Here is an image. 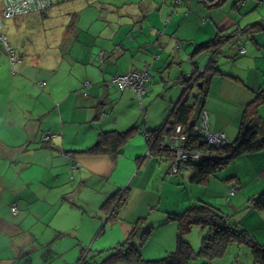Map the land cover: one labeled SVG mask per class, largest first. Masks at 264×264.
Listing matches in <instances>:
<instances>
[{"label": "crops", "instance_id": "0c3cea01", "mask_svg": "<svg viewBox=\"0 0 264 264\" xmlns=\"http://www.w3.org/2000/svg\"><path fill=\"white\" fill-rule=\"evenodd\" d=\"M216 1L180 0L175 3L174 0H52L45 13L32 12L13 17L26 20L28 35L23 42L11 38L15 48V60L10 61L11 65H17V69L24 73L26 67L34 68L43 61L44 72L33 70L30 74L41 78V87L45 89L42 95L47 99L46 108L50 111L49 116L51 115L46 130L57 134L50 138V147H41L40 140L35 141L29 150L31 163L48 170L56 180L60 176L65 179V175L70 173V180H64L56 187L55 196L53 192H49L48 200L51 204L44 213L54 220V203L68 205L67 208L71 211L63 224L55 227L57 233L54 234L55 238H62L63 242L58 246L48 247L43 256L40 253L42 260L35 264H76L85 251H93L90 260L98 262V259H102L98 253L109 249L102 246L100 250H96L90 244L85 250L88 242L82 238L97 237L98 223L105 217L101 205L114 192L113 181L103 180L106 182L103 184L98 179L104 175L95 169L94 162L97 158L92 157L105 155L111 159L116 158L103 153L87 152L86 149L96 141L99 132L123 130L138 123L135 113L139 100L137 94L131 88L109 85L107 81L113 75L146 67L150 74L149 85L140 99V106L143 108L146 103V110L156 100L164 101L160 108L156 107L155 113H150V118L144 117V127L126 142L134 141L130 146L133 162L129 160L125 164H117L116 176L121 178L124 174L123 182L132 171V180H140L150 170H156L163 178L174 174L168 170L170 161L166 156L146 155V139L142 131L159 128L163 124L168 110L184 87L182 81L189 76L196 64L203 65L211 57L223 73H215L205 88L207 93L203 108L208 113V129L211 132H224L228 141L236 136L243 105L252 99L254 91L264 87V60H261L264 58V31L256 32L254 38L250 37L253 45L244 43L245 53H240L237 45L230 43L223 46L215 56L211 50L197 53L193 51L196 44L212 39L217 33L229 32L264 19V0ZM38 26L46 32L44 38L34 37L31 33ZM245 38L249 39L245 35L242 40ZM27 58H30L29 62ZM239 59L247 65L253 64L252 61L255 60L259 64L254 65V72L246 74L240 69L227 68L228 64H234ZM85 81L90 84L85 86ZM1 98L0 94V107L3 102ZM263 106L264 102L258 108V113ZM114 108L115 112L112 114ZM42 114L45 115V112ZM73 125L80 126L74 128ZM80 133L84 136L83 141L70 143ZM0 147L7 150L1 141ZM263 152L264 148L239 156L219 171L218 176H211L206 185L221 184L225 190L226 184L230 186L234 183L237 190L252 183L260 175L253 159ZM134 155L138 156L135 160ZM154 157H158V161ZM114 161L118 162L117 159ZM191 171V166H182L180 173H184L182 177L187 178ZM110 175L113 176L112 173ZM170 178H174L176 184H179L176 176ZM32 179L34 180V175ZM123 182L116 186H122ZM190 183L188 190H192L193 183ZM263 189L264 182L257 180L248 196ZM236 190L230 195L232 198L239 193ZM180 195L178 207L172 212H179L185 206L186 198L182 196L184 193ZM201 198L204 199L202 195ZM195 200L190 195L189 201ZM227 200L232 204L231 198ZM13 204H16L18 210L17 202L11 205ZM74 206L80 209L78 213L72 211ZM58 218L61 216L58 215ZM115 221L118 222V218ZM58 222L61 221L56 223ZM8 229L13 232L11 224ZM20 230L18 226L17 232ZM260 230H264V227ZM106 231L107 228L102 232ZM56 254L62 258L56 261ZM10 262L9 257L0 259V264ZM24 264L34 263L25 259ZM112 264L124 263L118 261Z\"/></svg>", "mask_w": 264, "mask_h": 264}, {"label": "rangeland", "instance_id": "374dc122", "mask_svg": "<svg viewBox=\"0 0 264 264\" xmlns=\"http://www.w3.org/2000/svg\"><path fill=\"white\" fill-rule=\"evenodd\" d=\"M1 6L2 2L0 0V8ZM19 22H21V25H18ZM0 32L6 35L7 41L14 48L13 41L11 40L12 37L20 39L23 42L28 35L26 20L22 17L4 19ZM31 33L34 37L44 38L46 32L38 26ZM239 40L238 44L241 46L244 43L252 44L250 37L249 39ZM16 53L15 55H17ZM9 58L10 56L3 42L0 40V94L3 101L0 107V141L7 147V150L0 147V259L11 258L9 264H24L25 259H29L35 264V262L42 260L40 253L43 256L44 251L48 247L58 246L63 242L62 238L57 239L54 237V234L57 233V228L55 227L63 224L65 217L71 211L67 208L68 205L54 203V209L52 210V213L56 214L54 220H51L50 216L44 213L49 208V204H51L48 200L49 192H53L55 196L56 187L64 180L69 181L70 173L65 175V179L60 176L56 180L54 175L48 170L31 163L29 150L35 141L41 140L42 135L45 134L52 135V138L57 135L46 130L47 122L51 121V115L49 116L50 111L46 108L47 99L42 95V91L45 89L41 87V78H38L36 74H30L33 70L44 72L43 61L36 64L34 68L26 67L24 73H21L17 69V65H14V67L11 65ZM29 59H26L27 62H29ZM261 60H264V58H261ZM252 62L253 64L247 65L239 59L234 64H228L227 68L243 70L244 74L247 72L251 73L254 72V67L259 64L257 60ZM193 90L195 93L196 87L192 89V93ZM144 99L145 97L142 101L143 104ZM140 102L138 100L137 111L135 113L138 119V123L136 124H138L139 129H142L144 127V117L150 118V113H155L157 111L156 107L160 108L164 104V101L163 99L156 100L153 105L146 107V110V103L142 108ZM262 104L259 105L260 108ZM262 109H259L260 113L258 115L260 117H264ZM42 112H45V115ZM112 112L114 114L115 108ZM73 126L74 128H78L80 125ZM83 138V134L80 133L77 137H73L70 143H78L79 141H83ZM142 140L144 141V139ZM133 142L129 141L126 143L123 146L122 152L114 159L108 158L105 155L92 157L97 158L94 162L95 169L103 172L102 175H104L103 177L99 176L98 179L102 182L103 180L113 181L114 192L127 187L126 192L129 195H127L126 203L120 210L118 222L107 223L104 227L105 229L107 228L105 233L100 232V224L102 222H99L97 237L87 238L83 236L82 239L88 242L85 250L88 249L90 244H93V249L96 250H100L102 246L105 248L109 247V249L115 247L125 241L134 229L136 233L133 240L137 242L140 234L146 227H149L150 233L141 247L142 257L145 259H158L166 255L175 248L177 227L176 221L168 219L167 215L173 213L172 210L177 209L181 193H184L182 196L186 198L185 206H182L181 209L200 201L211 203L217 206V209L220 208L225 215H228L231 220L237 222L239 226L251 231L255 238L257 237L258 242L264 241V230H260L264 227V209L256 210L248 206V200L251 197L264 191L261 190L254 193L253 196H248L257 180L261 183L264 182V152L261 155H255L253 159V163L257 170L260 171V175L252 183L237 189L236 192L239 191V193L235 198H232L228 192L231 187H235L234 183L230 186L226 184L225 190L221 184H210L207 186L204 183H193L192 190H188L187 186L191 183L188 181V177H182V174L185 175L184 173L168 174L163 178L164 176L162 177L160 173L158 175L156 170L151 171L149 169L150 172H147L140 180L138 178L132 180L134 173L132 171L123 182L124 174H122L121 178H118L116 176V168L117 164H122V162L125 164L129 160L132 161L130 146H132ZM146 148L147 145L145 144L144 152ZM135 155L133 156V160L138 157H135ZM142 155L143 153L140 154V157ZM154 158L158 161V157ZM116 159L118 162L114 161ZM183 167L189 168L186 165ZM111 173L113 176L110 175ZM224 174L225 172L222 173V175ZM33 175L34 180L32 179ZM170 176H176L178 178L177 183L179 184H176L174 178H170ZM101 181L98 183H101ZM122 182V186H116V184ZM105 183L103 182V184ZM190 195L196 199L194 202L189 201ZM201 195L204 199L201 198ZM228 198L233 200L232 204L228 202ZM13 202H17L18 204L16 212H12L10 208ZM72 208L74 213H78L80 210L75 206ZM58 215L61 218H58ZM57 221L61 222L56 223ZM74 221L76 222L77 220L74 219ZM10 224L13 232H10L8 229ZM18 226L21 229L19 232H17ZM207 232V226L200 224L191 225L186 238L195 256L189 260L188 264L208 262L202 256L196 255L200 249L202 238ZM84 253L85 256L87 255L86 258L90 259V254L93 251L89 253L85 251ZM107 253L108 249L98 253V255L104 258ZM61 258L62 256L56 254V261ZM209 263L253 264L249 247L238 243H231L222 256L213 258Z\"/></svg>", "mask_w": 264, "mask_h": 264}, {"label": "trees", "instance_id": "16d2710c", "mask_svg": "<svg viewBox=\"0 0 264 264\" xmlns=\"http://www.w3.org/2000/svg\"><path fill=\"white\" fill-rule=\"evenodd\" d=\"M220 1L217 0L216 2ZM2 7L3 2L0 11ZM47 10L38 13H45ZM240 14L243 13L240 12ZM261 31H264V19L239 26L229 32L217 33L212 39L196 44L193 53L211 50L213 56H215L223 46L229 43L236 44L238 51L245 53V51H240L242 48L245 49V47L239 45L238 40L242 39L245 35L254 38L255 33ZM144 68L148 72L147 68ZM144 68L134 70H143ZM201 69L202 72H200ZM219 72L223 73L218 69L212 57L203 65L196 64L190 75L182 81L184 87L168 110L163 124L159 128L142 131L143 136L145 133L148 135L145 139L149 153L156 156H166L170 161L168 170L171 173H180L181 167L184 164L191 166L192 171L188 179L192 183L206 184L211 176H218L217 173L227 167L234 159L243 154L257 152L264 148V117L258 115V107L264 102V87L254 91L252 99L243 105L239 128L233 139L228 141L226 138L223 145L215 146L205 140L203 133H194L193 128L199 124L202 111L206 112L207 130L211 132L208 129V113L203 108V102L207 93L205 90L207 83L215 73ZM109 80L107 83L110 85ZM148 82L149 78L145 83L146 90L149 85ZM199 82H201L200 86L198 85ZM89 84V82L87 84L84 83L85 86ZM194 87L197 90L195 93L193 90L192 93ZM176 125H180L182 128L181 133L183 135V147L185 150L196 151L199 157H189L183 160L178 166L177 171L172 172L173 153L165 144L170 140ZM138 132L139 127L136 123L123 130L111 129L101 131L98 133L96 141L86 151L103 153L115 157L122 152L125 143ZM43 137L44 135H42L40 140L41 147H48L51 139L45 140ZM126 190L127 188L115 191L102 203L101 210L105 217L102 221L100 232L105 229L104 227L107 223L115 222L118 218L119 211L127 199ZM235 190V187H231L228 194L232 195ZM248 202V206L252 209H264V191L251 197ZM217 208V206L211 203L200 201L199 203L191 204L179 212L169 213L167 218L175 220L177 224L175 248L158 259H145L141 255V247L150 233V228L146 227L140 234L137 242L133 240L136 233L134 229L125 241L108 249V253L100 261L87 259L84 253H82L76 264H112L118 261L124 264H188L189 260L195 256V253L187 241L186 235L191 225L194 224L208 227V232L202 238L200 249L196 253V255H200L208 260V262L202 264H210L209 262L213 258L222 256L231 243L245 244L249 247L252 263L264 264V242H258L251 231L239 226L237 222L231 220L228 215H225L220 208V210ZM11 211L16 212L17 210L13 211L11 208Z\"/></svg>", "mask_w": 264, "mask_h": 264}, {"label": "built area", "instance_id": "2783aa9c", "mask_svg": "<svg viewBox=\"0 0 264 264\" xmlns=\"http://www.w3.org/2000/svg\"><path fill=\"white\" fill-rule=\"evenodd\" d=\"M175 3H179L180 0H174ZM3 7L0 11V28L2 26V20L13 16L27 15L33 11L43 12L47 10L51 5V0H2ZM0 40L3 41L6 51L10 56V61L15 60L14 50L7 41L6 36L0 32ZM245 51L244 48L240 50ZM149 78V74L144 68L143 70H132L126 73L114 75L110 78L111 84H116L120 88H131L137 94L140 99L146 90L145 83ZM84 83H88L85 81ZM201 119L198 125L193 129L194 133H203L205 140L215 146H221L226 141L225 133L222 131L209 132L206 125V112L202 111L200 115ZM182 128L180 125H176L174 133L172 134L167 145L170 151L173 153V163L171 165V171L176 172L181 162L189 157L197 158L199 154L196 151H186L183 147V135L181 133ZM147 134L144 137L147 138ZM52 137L50 134H45L43 139L48 140ZM146 155H151L149 151H146ZM74 166H76L74 164ZM12 210L16 211V204L12 205Z\"/></svg>", "mask_w": 264, "mask_h": 264}, {"label": "water", "instance_id": "95a60500", "mask_svg": "<svg viewBox=\"0 0 264 264\" xmlns=\"http://www.w3.org/2000/svg\"><path fill=\"white\" fill-rule=\"evenodd\" d=\"M200 72H202V69L200 70ZM189 75H190V74H189ZM198 85L200 86V85H201V82H199Z\"/></svg>", "mask_w": 264, "mask_h": 264}]
</instances>
